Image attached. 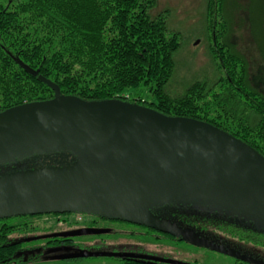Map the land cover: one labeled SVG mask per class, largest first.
I'll use <instances>...</instances> for the list:
<instances>
[{
    "label": "water",
    "instance_id": "95a60500",
    "mask_svg": "<svg viewBox=\"0 0 264 264\" xmlns=\"http://www.w3.org/2000/svg\"><path fill=\"white\" fill-rule=\"evenodd\" d=\"M39 80L54 99L0 114V183H31L25 189H0V220L82 213L215 251L226 246L205 242L167 213L174 208L216 213L264 228V158L248 145L205 122L167 117L117 99L84 102L61 96L55 84ZM84 137L136 164L127 172L110 171L113 163L100 152L86 154L91 158L81 165L79 150L56 144Z\"/></svg>",
    "mask_w": 264,
    "mask_h": 264
},
{
    "label": "trees",
    "instance_id": "16d2710c",
    "mask_svg": "<svg viewBox=\"0 0 264 264\" xmlns=\"http://www.w3.org/2000/svg\"><path fill=\"white\" fill-rule=\"evenodd\" d=\"M153 4L154 0H0V114L54 99L53 91L39 80L43 77L61 96L88 103L117 99L167 117L205 122L264 158V98L249 90L242 73L237 76L238 59L228 48V55L218 52L222 76L217 85L198 83L178 99L164 94L178 44L175 37L167 38L164 19L150 16ZM217 4L221 9L223 0ZM213 7L210 0L209 14ZM126 92L135 96L126 97ZM144 92L152 96L150 102L141 97ZM252 115L257 117L254 122ZM167 214L205 242L241 252L246 263L264 260V228L183 208ZM11 218L0 220V264H9L21 252L19 243L9 238L25 229L10 226L6 220Z\"/></svg>",
    "mask_w": 264,
    "mask_h": 264
},
{
    "label": "rangeland",
    "instance_id": "374dc122",
    "mask_svg": "<svg viewBox=\"0 0 264 264\" xmlns=\"http://www.w3.org/2000/svg\"><path fill=\"white\" fill-rule=\"evenodd\" d=\"M218 1L211 0L214 7L211 11L213 13L210 14L207 11L210 0H154L153 7L149 10L152 18L160 16L164 19L167 38L175 37L178 44L173 54L172 76L163 88L164 94L171 99L185 96L186 91L198 83L205 86L217 85V81L222 76L218 68V52H225L228 55V51L238 59L235 67L237 76L242 73L249 90L264 98V0H223L221 9L217 4ZM216 43L219 50H216ZM127 96L132 98L135 94L126 92ZM141 97L147 102L152 100V96L146 92ZM251 118L252 122L257 120L256 115H252ZM56 144L60 148L79 150L83 154L79 157L81 165H84V160L88 161L91 158L86 154L100 152L113 163L107 167L110 171L127 172L136 164L134 160L121 154L98 148L86 137ZM30 187L31 183L23 181L0 183V189ZM223 211L226 214L242 216L256 222L253 217L236 211L228 209ZM69 217L76 216L70 215ZM18 221L21 220L11 218L8 223L13 224ZM48 223L47 218L36 220V226L26 231L28 236L21 235L22 239L45 233ZM121 229L123 230L118 234L101 236L107 240L108 249L116 252L135 250L154 255L161 258L164 261L163 264H259L256 260L246 263L238 258L239 255L244 256V254L233 248H226L227 246L221 247L220 251H215L197 247L187 241L177 242L143 227L130 225ZM12 237H15L14 234ZM27 246L31 247L35 244H27ZM47 260L53 259L40 258L34 263L22 262L20 264H122L111 257L68 261ZM258 261L262 263L261 260Z\"/></svg>",
    "mask_w": 264,
    "mask_h": 264
},
{
    "label": "flooded vegetation",
    "instance_id": "af4514ba",
    "mask_svg": "<svg viewBox=\"0 0 264 264\" xmlns=\"http://www.w3.org/2000/svg\"><path fill=\"white\" fill-rule=\"evenodd\" d=\"M70 215L76 217H69ZM16 218L21 221L10 224V226L19 225L20 229H25V231H15V237L11 236L12 240L9 238L12 243H19L18 246L21 249V252L18 253V257L15 260H10L9 264H20L22 262L34 263L40 258L53 259L47 261H68L104 257L114 258L119 260L122 264L138 260L148 261L152 264L164 263L161 258H157L154 255H147L139 251L123 250L116 252L112 249H108L109 245L106 244L107 240L101 237L118 234L123 230L121 228L125 226L131 225L140 228L143 226L82 213H53ZM42 218L49 219L46 232L32 237H42V239L34 241H26L31 238L22 239V236H28L26 235L28 229H32L36 226V220ZM70 218H72L71 221H69ZM6 222H9V219L6 220ZM25 225L26 227H24ZM143 228L168 237L171 240L173 239L177 242H181L172 236L162 234L146 227ZM83 239L87 240L84 241ZM27 244H35V246L28 247ZM256 262L264 264V260H261L262 263L259 261Z\"/></svg>",
    "mask_w": 264,
    "mask_h": 264
}]
</instances>
